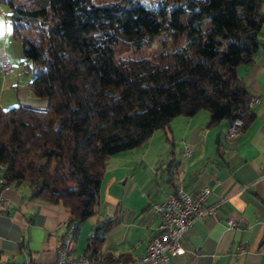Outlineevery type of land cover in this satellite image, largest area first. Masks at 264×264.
I'll use <instances>...</instances> for the list:
<instances>
[{"label": "trees", "instance_id": "obj_1", "mask_svg": "<svg viewBox=\"0 0 264 264\" xmlns=\"http://www.w3.org/2000/svg\"><path fill=\"white\" fill-rule=\"evenodd\" d=\"M0 5L32 74L28 91L47 101L43 109L0 106L2 187L26 181L32 198L67 208V224L79 228L94 213L108 157L139 147L156 129L170 140L173 117L204 109L208 125L239 118L242 128L254 118L237 66L264 51V0ZM156 39L165 48L146 54ZM116 221L96 223L84 254L109 262L99 245Z\"/></svg>", "mask_w": 264, "mask_h": 264}, {"label": "crops", "instance_id": "obj_2", "mask_svg": "<svg viewBox=\"0 0 264 264\" xmlns=\"http://www.w3.org/2000/svg\"><path fill=\"white\" fill-rule=\"evenodd\" d=\"M5 11L0 5V60L8 59L12 67L4 78L13 74V64L22 65L21 44L12 37ZM259 36L264 42V22ZM237 74L258 98L251 104L252 122L230 136L227 121L210 126L209 112L201 109L191 116L173 117L170 140L156 129L144 142L147 146L110 155L95 211L80 224L73 255H86L87 237L98 221L115 218L98 255L107 256L109 264H152L141 259L159 223L152 204L182 184L189 193L210 188L207 203L215 205V212L196 219L184 231L182 253L154 264H264V51L259 48L251 64H239ZM46 105L47 101L40 102L38 109ZM156 136L163 141V158L147 153ZM184 143L192 150L189 156L182 154ZM2 174L0 165V194L5 201L0 212V264L25 260L54 264L67 208L32 198L26 181L2 187ZM228 219L235 223L228 226Z\"/></svg>", "mask_w": 264, "mask_h": 264}, {"label": "built area", "instance_id": "obj_3", "mask_svg": "<svg viewBox=\"0 0 264 264\" xmlns=\"http://www.w3.org/2000/svg\"><path fill=\"white\" fill-rule=\"evenodd\" d=\"M12 65L8 59L0 61V70L3 74L10 71ZM258 101L253 96L250 104ZM243 121L234 119L226 128L227 135H235L241 131ZM192 150L187 143L183 144L182 154L189 156ZM211 193L210 188L203 187L197 192H187L182 184H179L175 191L167 197L152 204V210L159 217L156 234L150 239L141 259L152 264L162 261L168 255L180 254L184 251L180 243V237L196 219H203L214 214L215 205L208 204L207 199ZM5 209L3 197L0 194V212ZM234 220L228 219V226L234 224ZM77 226L69 223L61 237L56 249V259L54 264H109L108 261L91 255L72 254L71 249L77 233ZM6 264H33L29 260L22 262H6Z\"/></svg>", "mask_w": 264, "mask_h": 264}, {"label": "rangeland", "instance_id": "obj_4", "mask_svg": "<svg viewBox=\"0 0 264 264\" xmlns=\"http://www.w3.org/2000/svg\"><path fill=\"white\" fill-rule=\"evenodd\" d=\"M139 2L147 7L157 6V0H139ZM168 43L169 42H167L166 44ZM163 48H165V46L156 39L145 46V52L146 54H151L153 51H156V50L162 51ZM13 65L14 66L12 69L14 72L11 76L9 77L7 76L6 78H4L5 76L0 73V106L1 108L5 109L9 106L16 105L18 103H21L23 105H26L32 108H38L39 103L46 102V99L33 96L32 94L29 93L27 84H28V81L31 79L32 74L30 73L29 70H25V68L22 67L20 62H16ZM162 142L163 141L158 140L157 136L154 137L153 145L149 149H147L148 155L154 156L155 153H157L163 158V156L166 153H164L165 150H163L162 148ZM145 144L147 143H144L143 147L147 146ZM143 147H141V149ZM127 152H130V151H127ZM177 154H178V151H177Z\"/></svg>", "mask_w": 264, "mask_h": 264}, {"label": "bare ground", "instance_id": "obj_5", "mask_svg": "<svg viewBox=\"0 0 264 264\" xmlns=\"http://www.w3.org/2000/svg\"><path fill=\"white\" fill-rule=\"evenodd\" d=\"M8 72H9V71H8ZM8 72H7V73H8ZM7 73H5V74H7ZM249 105H250V104H249ZM182 148H183V147H182ZM191 153H192V152H191ZM190 155H191V154H190ZM184 156H185V155H184ZM3 200H4V199H3ZM4 203H5V201H4ZM67 225H68V224H67ZM67 225H66V226H67ZM65 229H66V228H65ZM77 232H78V230H77ZM76 235H77V233H76ZM75 239H76V236H75ZM75 239H74V241H75ZM73 244H74V242H73ZM72 248H73V246H72ZM56 249H57V248H56ZM71 252H72V249H71Z\"/></svg>", "mask_w": 264, "mask_h": 264}, {"label": "snow or ice", "instance_id": "obj_6", "mask_svg": "<svg viewBox=\"0 0 264 264\" xmlns=\"http://www.w3.org/2000/svg\"><path fill=\"white\" fill-rule=\"evenodd\" d=\"M0 31H2V29H0Z\"/></svg>", "mask_w": 264, "mask_h": 264}]
</instances>
